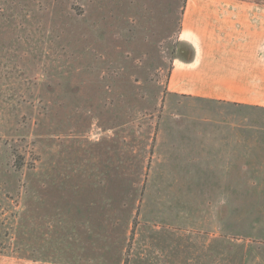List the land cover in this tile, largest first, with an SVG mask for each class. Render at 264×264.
<instances>
[{"label": "rangeland", "instance_id": "1", "mask_svg": "<svg viewBox=\"0 0 264 264\" xmlns=\"http://www.w3.org/2000/svg\"><path fill=\"white\" fill-rule=\"evenodd\" d=\"M183 6L0 0L1 262L264 264V113L165 94ZM232 123L230 180L174 148Z\"/></svg>", "mask_w": 264, "mask_h": 264}, {"label": "crops", "instance_id": "2", "mask_svg": "<svg viewBox=\"0 0 264 264\" xmlns=\"http://www.w3.org/2000/svg\"><path fill=\"white\" fill-rule=\"evenodd\" d=\"M178 27L165 94L199 105L264 113V0H184ZM192 128L193 139L174 148L190 163L212 165L208 168L214 179L222 174L230 180L232 158L242 160L241 148L256 147L231 134L241 124ZM238 167L241 171L242 165ZM240 171L242 185L263 179L264 160L255 163L252 178H242ZM246 186L264 190L256 183ZM0 264L24 263L4 258Z\"/></svg>", "mask_w": 264, "mask_h": 264}]
</instances>
